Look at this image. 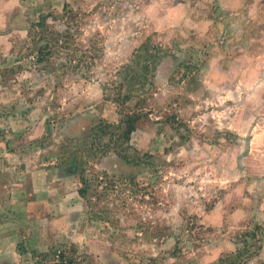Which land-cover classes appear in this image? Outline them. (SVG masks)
Returning a JSON list of instances; mask_svg holds the SVG:
<instances>
[{"label": "rangeland", "instance_id": "rangeland-1", "mask_svg": "<svg viewBox=\"0 0 264 264\" xmlns=\"http://www.w3.org/2000/svg\"><path fill=\"white\" fill-rule=\"evenodd\" d=\"M42 14L77 47L97 42L96 60L84 58L95 65L65 73L58 50L38 62ZM144 99L147 117L124 144L122 112ZM0 117L8 148L24 120L37 151L57 152L44 167L79 162L84 239L102 237L21 247L17 264H264V0H0ZM214 211L251 217L207 227ZM219 235L235 237L234 252L223 242L220 255Z\"/></svg>", "mask_w": 264, "mask_h": 264}, {"label": "crops", "instance_id": "crops-1", "mask_svg": "<svg viewBox=\"0 0 264 264\" xmlns=\"http://www.w3.org/2000/svg\"><path fill=\"white\" fill-rule=\"evenodd\" d=\"M34 119L33 116L29 117L31 123ZM27 125L29 121L24 120L14 124L18 133L17 136H13L8 148L5 143L7 139L3 136L4 128H7L6 118L0 117V264H17L26 256L21 247L28 248L31 245L33 251L42 253L51 248L55 249L56 246H68V243L82 247L84 242L91 241L98 246L102 238L92 232L88 237L90 241L84 239L85 198L79 192L80 187L83 186L82 168H79V162L68 163L71 164L69 166L61 164L44 167L42 162L48 161L50 159L48 157L57 156V152H52L51 148L46 147L37 151L33 144L36 139L35 127L32 131H25L24 134L18 131ZM103 133L106 136L110 132L103 131ZM88 147V142L86 144L82 142L77 146L82 148V151H85V148L88 151ZM45 152H50L46 154L47 158H43L42 154ZM75 156L77 154L74 158ZM61 167L67 168L66 172L62 173ZM86 178L89 183L90 179L87 175ZM260 214L261 211H256L252 216L261 220L259 217L264 214ZM204 216L201 221H204L203 224L207 223V227H214L225 221L232 228H240L251 217L248 211H214ZM210 232L212 233L210 236L213 237L214 230L211 229ZM219 236L222 238L221 241L216 242L211 238V243L218 244L220 255L223 254V242H226L227 248L234 252L238 245L235 237ZM219 243L223 246H219ZM105 246L108 247V244L106 243ZM26 253L28 255L30 252ZM212 257L215 260V256ZM262 259L264 263V257L260 262L262 263Z\"/></svg>", "mask_w": 264, "mask_h": 264}, {"label": "trees", "instance_id": "trees-1", "mask_svg": "<svg viewBox=\"0 0 264 264\" xmlns=\"http://www.w3.org/2000/svg\"><path fill=\"white\" fill-rule=\"evenodd\" d=\"M64 8L68 10V4L66 3ZM72 11L69 10L68 14ZM74 14L70 16V18L77 17V12L73 11ZM67 14V11H65ZM52 15V14H51ZM50 14H42L40 15L39 20H37L35 23H32L33 31L38 34L40 37L39 39L45 41L43 44L41 43L40 47L38 48V62L48 61L50 63V57L54 54L55 51H63L65 52V61L61 62V66L64 69L65 73L68 72H81V67H79V64L82 63L86 66V68H89L94 64V61L89 63V61H85L84 58L92 57L93 60V54L96 50H98V43L93 42L92 44H89L87 46V49L79 48L76 45L74 38L76 39V36L74 37L71 29H66L63 31H58L56 28L51 26L49 24V20L51 16ZM76 15V16H74ZM72 21V20H71ZM37 40L34 39V42ZM40 41L38 40V44ZM92 50V51H91ZM87 52H93L92 55H88ZM95 60L97 57H94ZM75 61V62H73ZM76 63V64H75ZM55 63L51 66L52 70H56ZM90 64V65H89ZM95 65V64H94ZM61 69V68H60ZM83 77L85 79H88L87 76H85L86 71H82ZM131 82V81H130ZM122 93V90L119 92V95L117 97V103L119 105H124L126 99H132L131 95H124L122 100H120V94ZM135 95V94H134ZM120 101V102H119ZM147 100L144 99L142 102L138 101L135 103L134 106H128L127 112H122L121 121L117 124L118 127V137L121 140L122 143L127 144L131 141L132 134L134 131H136L138 125L140 122L143 121L145 117H147V113L143 112L142 109L145 106V103ZM127 103V102H126ZM137 108V109H136ZM111 123H107L106 126L102 127V130L104 132L107 131V127H111ZM117 138V140H119ZM121 155V154H120ZM123 157L127 160H129V156L127 154H124ZM82 182L83 186L80 187L79 192L84 198H88V193L90 189V184L87 180L82 176ZM59 264H65V263H59Z\"/></svg>", "mask_w": 264, "mask_h": 264}]
</instances>
